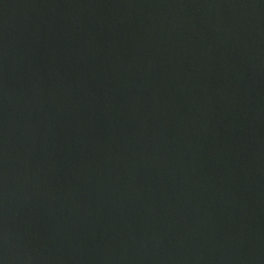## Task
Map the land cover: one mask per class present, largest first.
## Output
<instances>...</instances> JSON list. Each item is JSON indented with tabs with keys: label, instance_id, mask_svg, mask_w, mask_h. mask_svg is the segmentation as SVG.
<instances>
[{
	"label": "water",
	"instance_id": "1",
	"mask_svg": "<svg viewBox=\"0 0 264 264\" xmlns=\"http://www.w3.org/2000/svg\"><path fill=\"white\" fill-rule=\"evenodd\" d=\"M0 264H264V0H0Z\"/></svg>",
	"mask_w": 264,
	"mask_h": 264
}]
</instances>
